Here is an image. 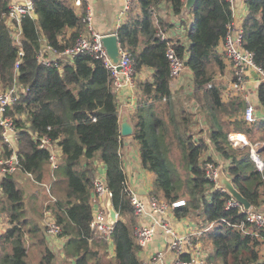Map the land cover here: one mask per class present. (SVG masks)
<instances>
[{"label":"trees","instance_id":"16d2710c","mask_svg":"<svg viewBox=\"0 0 264 264\" xmlns=\"http://www.w3.org/2000/svg\"><path fill=\"white\" fill-rule=\"evenodd\" d=\"M162 1L136 0L137 10L116 30L121 44L135 57L136 71L143 67L155 71L152 81L138 82L141 92L133 133L139 142L141 163L154 175L149 196L169 202L184 198L186 203L174 209L178 217L200 211L204 222L215 221L204 232L212 245L207 255L210 264H263L258 247L260 240L242 235L233 225L244 218V212L239 206L227 208L230 194L215 189L214 180L207 175L206 163L217 162L212 156L202 158L208 142L195 137L196 123H199L195 114L202 112L211 128L210 141L218 154L229 161L227 171L236 186L254 207L260 205L264 195V168L261 170L252 158L250 145L234 144L230 133H244L253 143L264 141V118L247 122L242 116L245 108L242 96L233 95L224 100L222 93L226 85L215 77L229 66L219 47L233 21V10L228 0H196L192 8L195 21L188 29V43H174L193 71V89L188 96L193 104L189 106L182 101L177 106V100L172 98L167 57L171 39L163 38L160 32L169 23L156 14ZM165 1L170 2L173 13L179 17L184 1ZM8 2L0 0L1 13L7 10ZM34 3L37 16L23 17L20 44L16 43L5 18L0 16V82L3 85L13 84L19 47L25 51L18 81L27 91L15 105L18 113L27 115L26 120L16 119L20 128L18 147L22 169L31 172L38 182L50 180L49 152L39 146L40 140L35 136L58 139L63 158L52 187L56 196L52 203L55 219L62 226L61 234L69 236L67 251L76 257V264H101L99 260H90L91 256L98 257L100 250H93L89 239L98 236L90 227L94 212V161L103 162L105 179L112 190L111 200L118 212L111 241L115 262L143 264L139 255L142 246L135 234L138 216L130 201L127 173L120 154L122 141L113 78L104 62L87 52L79 54L73 62L63 63L62 68L40 63L37 54L43 38L62 50L75 43L84 30V23L74 0H34ZM247 5L242 24L244 46L264 68V0H248ZM156 18L160 19L158 24ZM258 101L264 105V79L259 82ZM209 106L215 112L216 125L207 117ZM1 130L0 126V133ZM260 157L264 162V146ZM177 162L181 163L180 167ZM1 185L6 195L2 208L10 224L1 239L0 264H32L28 235L32 239L37 237L41 245L39 264H54L56 255L39 233L42 227L36 217L37 208L29 207L33 204L27 200L22 183L16 175H6Z\"/></svg>","mask_w":264,"mask_h":264},{"label":"built area","instance_id":"2783aa9c","mask_svg":"<svg viewBox=\"0 0 264 264\" xmlns=\"http://www.w3.org/2000/svg\"><path fill=\"white\" fill-rule=\"evenodd\" d=\"M123 5L119 11V20L121 24L126 22L130 14L136 9V0H122ZM185 2V0H183ZM233 13L238 0H228ZM247 3L248 0H241ZM77 11L80 10L81 19L84 23V30L78 35L73 45L67 46L62 50H58L52 44L47 42L45 38L42 40L41 48L37 54V59L45 65L56 64L62 68L63 63L73 62L76 57L87 52L95 58L101 59L110 71L113 78V87L116 93L128 85L134 83V75L136 72V61L132 51L121 44L118 37L120 48V58L118 63H115L110 57L108 50L104 44L103 37L107 34L116 33L117 28L110 32H100L94 26V11L90 5L84 6L83 0H74ZM29 14L36 17L34 0H9L7 10L0 16H3L8 23L10 32L17 44H20V36L22 35V20L25 15ZM234 20L228 25L226 36L222 45L225 60L229 63V72L231 74L230 81L226 85L223 97L226 95H240L245 101V108L242 112L243 118L254 123L261 117L259 109L249 94L248 82L253 74H256L258 82L264 79V68L259 66L254 59L253 52L244 46V32L242 25H235ZM118 35V34H117ZM163 38H168L162 34ZM170 40V39H169ZM174 41H169L167 48V57L170 61V75L172 78L181 75L185 65V57L180 55L174 46ZM24 49L19 47L17 60L15 62V75L13 84L3 85L0 82V244L5 230L9 227L8 217L2 208L3 201L6 200V195L1 185L2 179L6 175H17L19 172H24L33 181L44 187L47 198L45 200L44 210V226L48 234L61 235L62 226L55 219L52 203L56 201V196L52 191L55 172L63 158L62 148L58 139H53L50 136H41L36 134L35 138L39 139V146L47 149L49 152L50 179L43 182L35 180L31 172L23 171L21 156L18 147V134L20 128L16 122L17 118L26 120V113H18L15 109L16 103L19 102L21 95L27 91V87L21 84L18 80V70L23 59ZM120 66V68H119ZM208 86H211L209 84ZM225 96V99H226ZM240 135V134H238ZM241 136V135H240ZM230 139L235 144L237 138L230 134ZM264 146V142H250L251 156L256 161L258 167L263 170L264 162L260 157V149ZM102 167L97 166V173L94 179V212L93 218L90 221V227L95 233L112 241V236L115 230V224L108 219L107 200L112 197V190L106 182L105 172L106 166L103 162ZM207 175L214 180L217 174V162L209 161L205 165ZM128 185V180H127ZM129 191L130 201L133 205L138 218L145 214L151 213L152 222L148 225H137L135 234L138 243L143 247L146 246L155 236L157 226H161L163 232L170 238L168 241V249L176 252L178 257L170 264H209L208 252L204 250L195 240L194 232H186L179 234L169 220L164 218L168 211H174L178 206L184 205L186 200L180 198L169 202L165 199H160L157 196L144 197L139 194L136 189L127 186ZM223 190V189H222ZM225 191V190H224ZM101 200V202H99ZM239 206L244 212V218L233 225L241 232L242 235H251L256 238L264 239V211L252 206L244 211L243 206L239 204L233 197H230L226 207ZM215 221L210 222L206 229L210 228ZM181 253H189L187 256H180ZM1 254V253H0ZM165 251L159 250L154 252L143 264H156L164 258Z\"/></svg>","mask_w":264,"mask_h":264},{"label":"crops","instance_id":"0c3cea01","mask_svg":"<svg viewBox=\"0 0 264 264\" xmlns=\"http://www.w3.org/2000/svg\"><path fill=\"white\" fill-rule=\"evenodd\" d=\"M84 6L90 5L94 11V26L95 29L100 32H110L115 30L120 24L121 21L119 20V11L122 8L123 1L122 0H83ZM136 3V1H135ZM136 4V10H137ZM79 14L81 13L78 10ZM248 12V5L246 2L238 0L236 4L235 11L233 13V20L234 24L241 26L246 18ZM157 17L161 18L165 23H169V27L165 26L160 32L171 39L174 42H180L187 44L188 43V28L181 22V26L178 25V16L173 13L172 6L168 1H162L159 7L156 9ZM194 13L191 10L188 14V18L185 19L187 22H191L192 18H194ZM181 18V17H180ZM158 18L155 19L156 23L158 24ZM71 29L68 31L70 32ZM68 32V33H69ZM222 50V46L219 47ZM187 56V54H186ZM230 65L226 68L223 73L215 75L216 80H220L225 85L229 83V79L231 77L230 74ZM154 69L150 67H143L141 70L136 71L134 75V83L132 85H128L120 90L117 95L118 101V109H119V124L121 122V116L123 113L128 114V120L133 125L135 129V122H136V112L138 108V99L140 94V87L139 81L140 80H153ZM258 86L259 82L257 80L256 74H253V77L250 78L248 82V91L249 94L254 99L257 108L259 109V114L262 115L259 107L258 101ZM193 89V71L188 64L185 65L182 73L178 77H174L171 80V90H172V98L177 100V106L181 104V102L186 101L188 102L189 106L193 104V102L188 98L191 94ZM225 90V89H224ZM224 93V91H223ZM222 93V94H223ZM226 96V95H225ZM225 96L222 97L225 100ZM233 95H227L226 100H228ZM193 110H196L198 107H192ZM263 116V115H262ZM196 119H199V123H196L197 130L195 137H202L206 139L209 144V147L204 151L202 158H207L212 156L218 160V152L215 149L213 142L210 141V132L211 128L208 126V121L206 120V116L202 112H198L195 114ZM264 118V117H263ZM201 128V131L199 130ZM235 138H237V142L240 141V145L242 144H249L250 139L241 132H231ZM240 134V135H238ZM122 141V145L120 148V153L122 157L123 164L125 169L128 172V186L132 189L138 188L139 184H142L144 189L148 191L147 195H143L144 197H148L150 191L153 187V180L154 175L149 170L145 169L141 163L140 157V150H139V142L134 138L133 134L129 136H122L120 137ZM257 142H264L261 140H257ZM253 143V142H252ZM236 144V143H235ZM176 154L179 155V151L176 150ZM98 162V161H97ZM225 162V169L227 171L228 167V160H224ZM98 167H102L101 163H99ZM228 172V171H227ZM17 179L19 182L22 183L23 187L26 191L27 200L30 201L34 206L37 208V215L38 222L42 227V231L39 232L40 235H43L47 241L48 246L52 249L55 253V262L54 264H76V257L72 256L68 253V249L70 248L69 243V236L68 235H50L47 233L46 229L44 228V221H43V206L45 202L44 200H40L38 196L40 195V189H42L40 184L36 183L35 181L31 180L28 175L24 172L17 173ZM101 202V200H99ZM256 207V206H255ZM256 208L261 209L264 211V195L261 196L260 205ZM164 218L169 220L171 226L175 228V230L181 234L186 232H194L195 233V240L198 244L207 252L211 249V244L205 239L204 232L211 223L204 222L203 217L200 214V211L196 213H191L182 217H178L174 211H168ZM151 213L145 214L144 216L138 218L137 225H148L152 222ZM212 227V226H211ZM210 227V228H211ZM101 237L100 234H97ZM27 236V243L29 245V250L31 247L34 249H40L39 241L37 237L32 239ZM96 236V239L90 238L92 249H99L100 252L102 250H110L111 256L115 254V247L111 241L105 240L103 237L99 239ZM169 237L165 234L161 228V226H157V232L154 238L146 245L141 248L139 251V255L143 262H145L154 252L159 250H164L165 255L161 262H157L156 264H170L175 258L178 257V254L172 250L168 249V241ZM260 240L259 244V251H260V261L264 264V239L257 238ZM208 244V245H207ZM110 246V248H109ZM189 253H181L180 256L185 257ZM95 260V259H93ZM210 264V263H209Z\"/></svg>","mask_w":264,"mask_h":264},{"label":"water","instance_id":"95a60500","mask_svg":"<svg viewBox=\"0 0 264 264\" xmlns=\"http://www.w3.org/2000/svg\"><path fill=\"white\" fill-rule=\"evenodd\" d=\"M196 0H185L179 17L187 19L189 12L192 10ZM104 44L108 50V53L115 63H118L120 58V48L118 44V35L116 33L107 34L103 37ZM187 64V61H186ZM120 68V66H119ZM259 107L262 115L264 116V105L259 102ZM120 132L122 136H129L134 133V127L128 120V114L123 113L120 122ZM236 145H240V141L236 142ZM215 189H223L231 197H233L239 204L243 206L244 211L250 209L253 205L251 201L239 190L236 186L233 176H231L225 169V162L221 155H218V168L215 177ZM137 191L141 195H147L148 191L144 189L142 184L138 185ZM108 207V219L114 224L118 220V212L116 211L112 200H107Z\"/></svg>","mask_w":264,"mask_h":264},{"label":"rangeland","instance_id":"374dc122","mask_svg":"<svg viewBox=\"0 0 264 264\" xmlns=\"http://www.w3.org/2000/svg\"><path fill=\"white\" fill-rule=\"evenodd\" d=\"M178 20H179V22H178V25L179 26H181V22L189 29V27L194 23V21H195V17L194 18H192V20H191V22H186V21H184V20H182L180 17H178ZM224 99V98H223ZM226 100V99H225ZM227 101V100H226ZM207 117H208V119L210 120V122L214 125H216V123H215V112L213 111V109L209 106L208 107V110H207ZM259 135V134H258ZM258 135H256V136H258ZM176 150H178V149H175V151ZM121 154V153H120ZM178 157L180 156V155H178V154H176ZM122 158V157H121ZM98 161V162H97ZM99 162H101V161H99V160H95L94 161V163H95V165H96V169H97V166H99ZM123 162V161H122ZM177 164H179V167L181 166L180 164V162H177ZM123 167H124V170L126 171V173H127V180H128V172H127V170L125 169V166H124V164H123ZM180 170H184L183 169V167H181V169ZM96 173H97V170H95V176H96ZM49 177H50V175H49ZM30 178V177H29ZM31 180H32V178H30ZM51 180V179H50ZM52 180H55V179H52ZM54 185H52V187H53ZM44 189V188H43ZM43 189H40V195L38 196V198H40V200H44V198H45V200H46V197H47V194H46V192L44 193V191L45 190H43ZM93 203H94V194H93ZM44 204H45V202H44ZM43 212H42V215H43V221H44V210H45V206H43ZM194 213H196V212H194ZM62 235V234H61ZM208 245V244H207ZM109 248H110V246H109ZM3 249V248H2ZM41 246H40V249L38 250V249H34L33 247H31V249H30V255H29V260L31 261V263L32 264H39V261H40V258H41ZM0 253H1V247H0ZM1 255V254H0ZM114 256H115V254H114ZM114 256H111V252H110V250H102V252H100V254H99V256L98 257H94V256H91V258H90V260H92V262H97L96 260H99V261H101V264H116V262H115V259H114ZM93 259H96V260H93ZM89 261V260H88ZM88 264H91V263H89L88 262ZM95 264H98V263H95Z\"/></svg>","mask_w":264,"mask_h":264},{"label":"bare ground","instance_id":"6f19581e","mask_svg":"<svg viewBox=\"0 0 264 264\" xmlns=\"http://www.w3.org/2000/svg\"><path fill=\"white\" fill-rule=\"evenodd\" d=\"M136 229V228H135ZM1 262V261H0Z\"/></svg>","mask_w":264,"mask_h":264}]
</instances>
